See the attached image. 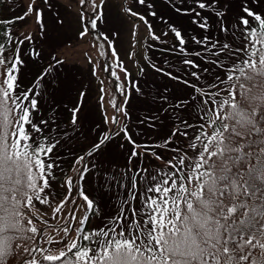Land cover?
Returning a JSON list of instances; mask_svg holds the SVG:
<instances>
[{
	"label": "trees",
	"instance_id": "1",
	"mask_svg": "<svg viewBox=\"0 0 264 264\" xmlns=\"http://www.w3.org/2000/svg\"><path fill=\"white\" fill-rule=\"evenodd\" d=\"M177 2L184 39L111 102L0 0V264H264V0Z\"/></svg>",
	"mask_w": 264,
	"mask_h": 264
},
{
	"label": "rangeland",
	"instance_id": "2",
	"mask_svg": "<svg viewBox=\"0 0 264 264\" xmlns=\"http://www.w3.org/2000/svg\"><path fill=\"white\" fill-rule=\"evenodd\" d=\"M27 1L32 2V5L27 6L29 11L25 14L23 23H21L20 34L23 37H30L36 32L39 25V14L44 12V8L39 11L36 9L35 5L38 4L39 0ZM51 4L53 8L50 6L49 17H58L59 15H55V11L61 10L60 17H58L62 22V24L59 22L60 28L62 30V25H67L72 32V42L63 45L58 52L59 57L65 63L81 64L84 68L88 65L106 68L104 65L106 60L103 63L105 52L99 48L102 43L92 40L91 27H93V24L91 25L92 19L89 18L91 16L96 18V25L103 32L104 37H108L107 39L112 45L111 51L114 53L112 59L116 58L118 60L120 68L129 65L133 50L137 54L145 52V48L137 46L134 41L140 40L141 42L148 34L154 36L153 31L146 27L145 23L141 22L138 17H128V15L135 16L140 10H142V13L139 14L141 17H145V15L153 17V10L157 4L152 0H127L126 10L122 5V0H54ZM95 8H97L96 13L94 12ZM81 13H84L86 17ZM81 17H85V20L83 21ZM79 21L86 29L84 30L85 34L82 36H78V31L81 29ZM61 37L63 40L64 36L62 34ZM156 37L158 36L156 35ZM46 39L48 38L46 37ZM95 61H98V64ZM84 68L81 69L87 74L89 70ZM128 70H135V67H128ZM119 73L116 75L121 79H125L126 76L129 77V74L124 71H119ZM146 82L147 79H145L144 84ZM51 235L52 232H49V237H52Z\"/></svg>",
	"mask_w": 264,
	"mask_h": 264
}]
</instances>
